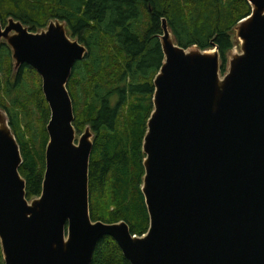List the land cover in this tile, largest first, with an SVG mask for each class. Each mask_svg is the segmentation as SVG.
Returning <instances> with one entry per match:
<instances>
[{"label":"water","instance_id":"95a60500","mask_svg":"<svg viewBox=\"0 0 264 264\" xmlns=\"http://www.w3.org/2000/svg\"><path fill=\"white\" fill-rule=\"evenodd\" d=\"M236 27L241 54L222 73L217 48L179 46L163 19L164 55L143 142L142 194L150 228L91 216L94 134L79 140L69 92L88 49L53 20L38 33L0 25L14 72L35 70L51 117L42 195L27 199L20 144L0 109V243L5 264H92L117 242L130 264H264V0Z\"/></svg>","mask_w":264,"mask_h":264},{"label":"trees","instance_id":"16d2710c","mask_svg":"<svg viewBox=\"0 0 264 264\" xmlns=\"http://www.w3.org/2000/svg\"><path fill=\"white\" fill-rule=\"evenodd\" d=\"M251 12L249 0H0V25L14 18L38 33L60 20L67 23L71 38L89 51L74 68L69 92L76 130L82 133L91 126L96 133L90 167L95 222L125 221L139 237L149 231L141 189L143 142L154 109V80L164 62L159 40L163 19L182 48H217L225 73L235 47V27ZM13 66L11 50L3 43L0 72L6 70L10 76ZM19 74L13 83L6 78L3 88L0 83V109L8 111L20 144L24 160L20 173L31 201L42 195L51 112L40 75L28 66ZM26 111L39 114V144L27 133ZM0 264H5L1 243ZM92 264L130 262L117 242L105 237L96 247Z\"/></svg>","mask_w":264,"mask_h":264},{"label":"rangeland","instance_id":"374dc122","mask_svg":"<svg viewBox=\"0 0 264 264\" xmlns=\"http://www.w3.org/2000/svg\"><path fill=\"white\" fill-rule=\"evenodd\" d=\"M233 39H234V42H235V47L233 49V51L231 52V55L233 53H237V54H241V43L240 41L237 39L236 37V33L233 35ZM11 50V49H10ZM11 55H12V51H11ZM13 60V59H12ZM14 64V63H13ZM14 67V66H13ZM228 70V64H227V69H226V72ZM20 71L18 72H15L14 71L12 72V75L8 76L7 74V71L4 70L3 72H0V83L2 85V88L4 87L3 84H6V82H8V78H10V81L11 83L15 82L14 80L18 77ZM225 72V73H226ZM223 73V72H222ZM7 78V79H6ZM73 100V99H72ZM8 103V102H7ZM114 103V102H113ZM9 104V103H8ZM73 104H74V100H73ZM10 106V104H9ZM74 110H75V104H74ZM7 111V110H6ZM8 112V111H7ZM27 114L25 117H26V120L24 122V125L27 127L28 131V135L29 137H32L33 139H35V141L37 142V144L40 143L41 141V130H40V122H39V114L36 112V111H33L32 114H30V112L26 111ZM24 117V118H25ZM76 117V115H75ZM76 119V118H75ZM91 128V126H88ZM87 127V128H88ZM92 132L94 134V141H95V138H96V133L95 131L93 130L92 128ZM85 133V130L81 133V132H78L77 131V140L80 139L81 135Z\"/></svg>","mask_w":264,"mask_h":264},{"label":"flooded vegetation","instance_id":"af4514ba","mask_svg":"<svg viewBox=\"0 0 264 264\" xmlns=\"http://www.w3.org/2000/svg\"><path fill=\"white\" fill-rule=\"evenodd\" d=\"M3 43H1V45H2ZM1 45H0V47H1Z\"/></svg>","mask_w":264,"mask_h":264}]
</instances>
